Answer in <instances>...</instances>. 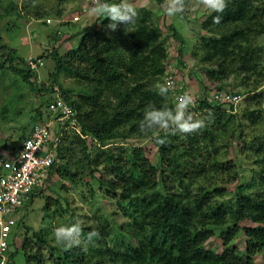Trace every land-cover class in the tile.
<instances>
[{
	"label": "trees",
	"instance_id": "16d2710c",
	"mask_svg": "<svg viewBox=\"0 0 264 264\" xmlns=\"http://www.w3.org/2000/svg\"><path fill=\"white\" fill-rule=\"evenodd\" d=\"M34 1L29 0L28 4L38 6ZM10 3L11 10L0 13V44L5 49L0 69L10 63L33 86L32 78L37 72L28 66L20 68L17 59L21 55L1 42L6 16L14 12L22 15L18 5ZM262 11L264 8L256 5V0H230L219 24L213 23L217 13L203 20L205 28L216 32L202 36L199 47L202 60L213 66L207 72L212 80H225L237 71L264 74V48L252 42L264 35ZM137 12L127 33L125 27H120L107 35L104 25L109 20L105 17H99L94 26H84L76 34L80 36L77 46L63 54L55 52L52 85L42 87L55 92L61 74L82 85L78 94L60 85L64 99L77 109L79 131L69 128L63 132L46 182L54 175L73 184L86 182L93 194L97 193L96 185L110 199H116L118 210L114 214H121L125 221L118 223L115 216L99 212L95 224L81 225L85 235L93 229L100 233L87 251L81 247L66 251L53 243L50 229L40 228L34 232L33 240L22 238L24 264H258L255 256L264 253V116L260 110L258 114L249 109L243 113L249 116L253 127L263 129L255 135L240 132V138L233 143L223 145L221 141L229 133L233 117L226 105L234 108L235 103L203 97L196 100L195 110H212L214 123L191 135L150 132L148 135L166 140L165 145H159L152 138L157 146L153 158L142 145H120L118 151L104 147L116 139L147 136L140 132L139 122L149 105L174 108L176 104L175 91L161 97L155 88L165 83L167 74L168 50L161 39L162 31L150 24L149 9ZM29 13L36 19L48 15L39 7ZM53 14L61 16L62 12ZM46 21L44 24H48ZM168 27L181 41L179 52L183 54L184 38L174 24ZM23 61L27 65V60ZM180 90L183 94V88ZM54 98L46 99V106ZM37 116L43 117L41 110ZM242 123L238 122L241 130ZM31 129L32 126L11 151L21 148ZM235 144L254 162L251 178L241 174L239 157L229 156ZM235 182L232 195L229 188L220 185ZM42 188L32 194L27 205ZM57 204L55 216L63 217L71 211L68 206ZM48 205L49 202L44 209ZM243 221L252 224H242ZM75 222L76 219L66 226ZM217 228L223 243L220 249L207 242L218 234ZM241 233L245 235L242 249L232 244ZM13 245L11 239L6 251L9 259L19 252V246L11 250Z\"/></svg>",
	"mask_w": 264,
	"mask_h": 264
},
{
	"label": "rangeland",
	"instance_id": "374dc122",
	"mask_svg": "<svg viewBox=\"0 0 264 264\" xmlns=\"http://www.w3.org/2000/svg\"><path fill=\"white\" fill-rule=\"evenodd\" d=\"M12 1L15 6L17 4L22 10V15H17L14 12L12 16H6L4 24L2 23L5 29L2 31L1 42L15 48L16 53L21 55L22 58L17 59L20 68L28 66L23 60L30 56H42L45 64L36 71V76L32 78L33 86L26 82L22 74L15 71L10 63L0 69V158L9 154L13 148L12 146H18L25 131L28 132L31 126L37 122L54 121L55 117L46 106L45 100L54 97L57 91L62 93L60 85L64 88L73 89L78 94L82 85L65 74H61L59 77L58 84L54 86L56 88L55 92L42 89V87L52 85L51 72L54 71L56 65L55 52L63 54L70 48L77 46L80 42V36L76 35L77 32L86 25L94 26L100 19L93 20L88 15V9L93 0H35L34 3L38 6H34L32 3L31 5L28 4L29 0H0V13L10 9V2ZM116 1L118 0H108L109 3H116ZM191 3L193 5L192 9L182 16L169 17L165 14V0H136L137 9H149L150 24L161 29V39H163L168 50V57L165 61L167 71L175 76L178 87L183 88V92H190L194 96L195 104L190 109L193 114L201 119L207 115L206 109L197 112L195 110L197 108L196 100L200 98H216L218 93H236L240 95V100L234 104V108L226 105L228 114L233 113V117L230 120L229 133L225 139H222L221 144L235 142L240 138V132H243V135H255L263 128L253 127L248 118L249 116H246L243 111L249 109L257 113L260 110L263 113L262 116H264V74L237 71L228 75L225 80H212L207 72L213 66L202 60L203 52L199 47L201 46L202 36L215 35L216 32L211 28H205L203 25V20L209 16L208 11L197 5L196 0H191ZM256 5L264 8V0H256ZM35 7L48 12V15L36 19L29 13ZM57 10L62 12L61 16H54L53 12ZM263 14L264 11L261 12V15ZM76 15H80V20L73 21V17ZM46 18H51L52 22L48 23ZM44 21L48 24H44ZM171 24L175 25L184 38L183 54L179 52L181 41L174 37L168 27ZM131 26L133 25L127 26V32L131 30ZM121 27L124 28L125 26L121 25ZM54 33L55 35H53ZM252 42L264 48V35L253 38ZM1 48L0 44V61L4 59L2 54L5 50ZM262 67L264 68V51ZM219 86H222L223 89L220 90ZM179 88L172 89L175 91L173 92V101L176 103L182 95ZM76 94L73 97H76ZM38 110H41L43 114L41 119L37 116ZM240 120L243 122L242 130L238 128ZM51 126L54 133L58 131L56 124L52 123ZM153 136L133 135L125 140L116 139L107 142L104 147L118 151L117 147L120 145H142L150 151L151 158H153L157 151V146L152 139ZM89 142H91V138H89ZM238 148V145H233L229 156L239 157L238 167L241 174L246 178H251L254 162L250 157L247 158V155L242 153L243 151L240 152ZM226 150L225 148L224 152ZM220 185L229 188V195H232L236 182L220 183ZM94 186L97 193L93 194L86 182L73 184L58 175L52 176L43 186L39 195L34 198V201L21 208L17 214L18 223L12 233L14 245L11 250L14 251L19 246V252L11 259L7 254L4 264H24L25 260L20 247L22 238L28 236L33 240L34 232L40 230V228L50 229L53 243H56L53 235L54 229L61 225L66 226L74 219L79 220L81 225L95 224V217L101 212L104 215L107 213L115 216L118 223L124 222L125 218L121 214H114L118 210L116 199H110L106 196L104 189ZM48 202L49 205L46 209H49L47 211L43 206ZM58 202L64 208L68 206L71 211L63 217L55 216ZM242 224H252V222L243 221ZM216 231L218 233L220 228H217ZM207 242L216 249H220L223 245L219 239V233L209 238ZM232 244L238 245L242 249L245 244V235L243 233L239 234ZM255 260L258 264H264V253H258Z\"/></svg>",
	"mask_w": 264,
	"mask_h": 264
},
{
	"label": "built area",
	"instance_id": "2783aa9c",
	"mask_svg": "<svg viewBox=\"0 0 264 264\" xmlns=\"http://www.w3.org/2000/svg\"><path fill=\"white\" fill-rule=\"evenodd\" d=\"M78 20L80 15L73 17V21ZM47 22L51 23L52 19L47 18ZM26 60L33 71H38L45 64L43 57L39 56H30ZM169 80L173 83V89L177 88L174 76L167 71L165 82ZM216 99L236 103L240 100V95L218 93ZM48 109L54 115V121L34 124L21 148L0 158V264L6 262V251L18 223L17 214L27 205L32 194L46 183L50 168L56 160L63 132L69 128L79 131L77 109L64 99L62 93L56 92ZM52 123L58 126L55 133Z\"/></svg>",
	"mask_w": 264,
	"mask_h": 264
},
{
	"label": "clouds",
	"instance_id": "9594fccd",
	"mask_svg": "<svg viewBox=\"0 0 264 264\" xmlns=\"http://www.w3.org/2000/svg\"><path fill=\"white\" fill-rule=\"evenodd\" d=\"M230 0H196V4L206 9L209 15L217 13L213 17V23L219 24L222 20V14L228 8ZM191 0H165V14L169 17L182 16L185 12L192 9ZM88 15L91 19L105 17L109 23L104 25L107 35H111L125 26V32L128 25L135 23L138 12L136 0H118L116 3H109L108 0H93L88 9ZM157 94L166 97L173 89L172 81H166L164 84L155 86ZM195 104V98L190 92H184L175 104L174 108L162 106L160 108L149 105L145 110L143 119L139 122V130L142 134L148 135L160 130L167 135H191L199 133L206 126L214 123L215 115L212 110H208L207 115L201 119L190 110ZM154 141L159 145H165L166 140L161 136L154 135ZM57 245L64 250L81 247L87 251V246L93 244L100 238V233L93 229L86 235L83 232L81 222L77 220L70 226H58L53 232Z\"/></svg>",
	"mask_w": 264,
	"mask_h": 264
}]
</instances>
